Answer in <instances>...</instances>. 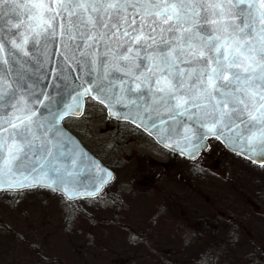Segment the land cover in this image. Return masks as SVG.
<instances>
[{"label":"snow or ice","instance_id":"6c2138e0","mask_svg":"<svg viewBox=\"0 0 264 264\" xmlns=\"http://www.w3.org/2000/svg\"><path fill=\"white\" fill-rule=\"evenodd\" d=\"M90 106L264 167V0H0V192L70 205L114 182L65 124Z\"/></svg>","mask_w":264,"mask_h":264},{"label":"rangeland","instance_id":"374dc122","mask_svg":"<svg viewBox=\"0 0 264 264\" xmlns=\"http://www.w3.org/2000/svg\"><path fill=\"white\" fill-rule=\"evenodd\" d=\"M85 117L65 124L115 181L70 205L48 189L0 192V264H251L264 167L212 138L195 159L173 155L99 106Z\"/></svg>","mask_w":264,"mask_h":264},{"label":"water","instance_id":"95a60500","mask_svg":"<svg viewBox=\"0 0 264 264\" xmlns=\"http://www.w3.org/2000/svg\"><path fill=\"white\" fill-rule=\"evenodd\" d=\"M109 119V118H108ZM72 132V131H71ZM73 133V132H72ZM73 135H75L74 133H73ZM76 136V135H75ZM77 137V136H76ZM78 138V137H77ZM151 138H153L159 145H161L162 146V148H165L161 143H159L158 141H157V139L154 137V136H151ZM79 139V138H78ZM79 141H81L80 139H79ZM207 145H209V142H208V140H207ZM222 143V142H221ZM81 144H82V146L88 151V149L83 145V143L81 142ZM223 144V143H222ZM224 145V144H223ZM225 146V145H224ZM209 147V146H208ZM207 147V148H208ZM226 147V146H225ZM207 148L206 149H204L203 151H201L200 153H202V152H204V151H206L207 150ZM227 148V147H226ZM166 149H168L169 151H171V152H173V153H176V154H179V155H181L178 151H173V150H171V149H169V148H166ZM228 149V148H227ZM229 150V149H228ZM89 153H91L93 156H95L96 158H98L99 159V157H97L95 154H93L92 152H90V150L88 151ZM200 153H198L197 154V156L200 154ZM182 156H184V158H189L187 155H182ZM196 158V157H195ZM190 159V158H189ZM100 161H101V159H99ZM103 163V162H102ZM256 165H259L258 163H255ZM103 165H104V167L107 169V170H110V171H112L113 172V170L112 169H110L108 166H106L104 163H103ZM114 173V172H113ZM114 176H115V173H114ZM12 192H17V191H12ZM59 194V193H58ZM93 198H95V197H93ZM75 200H77V199H75ZM74 201V200H73Z\"/></svg>","mask_w":264,"mask_h":264},{"label":"trees","instance_id":"16d2710c","mask_svg":"<svg viewBox=\"0 0 264 264\" xmlns=\"http://www.w3.org/2000/svg\"><path fill=\"white\" fill-rule=\"evenodd\" d=\"M255 255L251 257V264H264V246L254 247Z\"/></svg>","mask_w":264,"mask_h":264},{"label":"flooded vegetation","instance_id":"af4514ba","mask_svg":"<svg viewBox=\"0 0 264 264\" xmlns=\"http://www.w3.org/2000/svg\"><path fill=\"white\" fill-rule=\"evenodd\" d=\"M136 130L138 131V132H140V133H142V134H144V135H146L145 133H143L142 131H140L139 129H137L136 128ZM148 138H150L148 135H146ZM151 139V138H150ZM152 140V139H151ZM153 141V140H152ZM163 149V148H162ZM165 150V149H164ZM167 151V150H166ZM101 160H102V162H105L106 160H104L103 158H101ZM150 162H152V163H154V164H156V165H161L163 162H161V161H158V160H156V159H153L152 158V156H150L149 157V159H148ZM108 166H110L109 165V163H107V162H105ZM110 168H112V167H110Z\"/></svg>","mask_w":264,"mask_h":264}]
</instances>
